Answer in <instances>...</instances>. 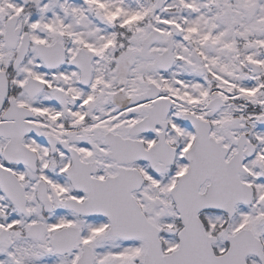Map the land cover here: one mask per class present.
I'll return each mask as SVG.
<instances>
[{
  "label": "snow or ice",
  "instance_id": "obj_1",
  "mask_svg": "<svg viewBox=\"0 0 264 264\" xmlns=\"http://www.w3.org/2000/svg\"><path fill=\"white\" fill-rule=\"evenodd\" d=\"M0 264H264V0H0Z\"/></svg>",
  "mask_w": 264,
  "mask_h": 264
}]
</instances>
